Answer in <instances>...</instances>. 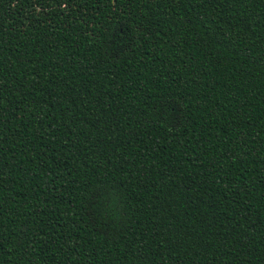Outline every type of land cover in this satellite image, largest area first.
<instances>
[{"label": "trees", "instance_id": "obj_1", "mask_svg": "<svg viewBox=\"0 0 264 264\" xmlns=\"http://www.w3.org/2000/svg\"><path fill=\"white\" fill-rule=\"evenodd\" d=\"M0 264H264V0H0Z\"/></svg>", "mask_w": 264, "mask_h": 264}]
</instances>
